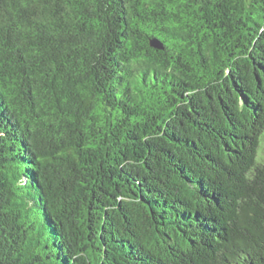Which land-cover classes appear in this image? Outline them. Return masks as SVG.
I'll use <instances>...</instances> for the list:
<instances>
[{
	"label": "trees",
	"instance_id": "obj_1",
	"mask_svg": "<svg viewBox=\"0 0 264 264\" xmlns=\"http://www.w3.org/2000/svg\"><path fill=\"white\" fill-rule=\"evenodd\" d=\"M264 0H0V264H264Z\"/></svg>",
	"mask_w": 264,
	"mask_h": 264
},
{
	"label": "rangeland",
	"instance_id": "obj_2",
	"mask_svg": "<svg viewBox=\"0 0 264 264\" xmlns=\"http://www.w3.org/2000/svg\"><path fill=\"white\" fill-rule=\"evenodd\" d=\"M261 152H262V155L264 156V139H263V142H262Z\"/></svg>",
	"mask_w": 264,
	"mask_h": 264
}]
</instances>
